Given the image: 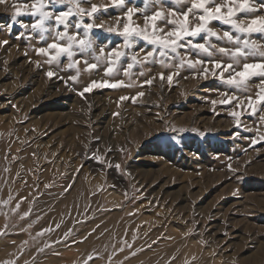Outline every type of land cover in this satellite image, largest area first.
Returning <instances> with one entry per match:
<instances>
[{"label":"rangeland","instance_id":"1","mask_svg":"<svg viewBox=\"0 0 264 264\" xmlns=\"http://www.w3.org/2000/svg\"><path fill=\"white\" fill-rule=\"evenodd\" d=\"M13 2L0 4V41L9 42L0 45V264H264V147L252 146L254 134L264 137V111L259 116L244 111L237 130L231 113L241 109L220 104L239 96L246 106L249 95L255 98L258 89L264 90V82H248L238 91L211 75L203 79L187 67L180 69L175 59L165 68L159 53L155 63L128 67L131 53L143 58L155 51L137 40L126 50L129 57L113 66V78L104 76L101 66L91 77L84 72L75 91L48 79V65L41 70L31 63H43L33 49L44 44L30 27L26 31L18 24L9 30ZM251 3L260 8L252 15L264 16V0ZM93 4L102 7L94 23L105 28L126 10L113 7L111 0L79 7ZM187 6L173 0L147 8L144 0L126 5L139 10L134 19L140 25L144 15L160 7L168 12ZM67 7L49 3L53 12ZM19 19L33 22L30 16ZM212 26L221 36V28H228L219 22ZM94 35L97 43L122 44L121 37L100 29ZM251 38L264 53V37ZM211 43L228 46L215 38ZM181 51L185 59H207L191 49ZM171 72L178 73L173 84L160 79V73ZM59 74L67 78L75 71ZM149 78L150 86L144 83ZM90 79L132 86L79 96ZM78 182L83 202L71 201L70 211L57 219L59 203L68 200ZM107 222L110 230L99 231ZM95 234V241L109 240L101 253L85 247Z\"/></svg>","mask_w":264,"mask_h":264},{"label":"snow or ice","instance_id":"2","mask_svg":"<svg viewBox=\"0 0 264 264\" xmlns=\"http://www.w3.org/2000/svg\"><path fill=\"white\" fill-rule=\"evenodd\" d=\"M50 2L55 5H67V10L53 12L49 10ZM85 2L90 3L91 0H14L12 4L13 12L7 27L11 30L19 24L26 31L30 27L32 33L39 34V40L44 46L34 48L33 51L37 56L44 58L43 63L41 60H33L31 63L41 70L44 64L48 65L44 75L50 80L53 78L61 80L66 87L77 91L76 85L81 83L82 74L87 72L91 77L101 66H104V76L113 78L116 75L113 66L120 64L122 58L129 57V52L126 50L134 48L137 40H142L151 45L155 51H147L143 58H138L135 52L131 53L132 63L128 67L137 63H155L156 54L159 53V63L165 68L172 66L167 63L169 59H175L180 69L187 67L194 71V75L198 74L203 79L211 75L224 85L238 91L242 90L241 86L248 82H264V53L258 50L254 42L256 39L251 38L254 34L264 37V16L252 15L260 8L251 7V0H173L176 5L187 2L189 6L179 11L169 9L168 12L160 7L151 14L144 15L143 25L136 23L134 19L137 14H140L139 10L135 7H126L128 0H111L113 7H124L126 10L123 18L118 17L117 23L108 28H105L103 24L94 23L102 7L93 4L90 9L80 8L79 5ZM156 2L163 4V0H144L145 8ZM7 3L8 0H0V4ZM71 5H75L76 10H73ZM260 7H264V3H261ZM103 10L106 11L107 8L104 7ZM78 14L81 18L77 22L73 18ZM23 16L32 17L33 22L24 23L19 19ZM85 16L89 19L87 23L83 19ZM242 19H248L249 23L241 24ZM215 22L228 26L227 29L221 28L223 36L212 26ZM164 26H167V31ZM96 29L121 37L123 50L121 45L111 47L107 43H97L94 35ZM200 37H203L202 42L197 39ZM212 38L228 46L217 47L215 43H211ZM8 43V40L0 41V45H8ZM189 49L207 59L190 57L185 59L181 55V50ZM217 56L220 58L217 59ZM249 57H253L252 62H247ZM62 58L67 61L64 67H61ZM53 67L59 71L52 70ZM64 70H74L75 74L65 78L59 74ZM159 75L162 81L166 78L169 84H173L174 77L178 73L171 72L166 76L160 73ZM144 83L152 85L153 78L146 79ZM131 86V84L125 85L123 80L90 79L78 90V95L85 97V94L91 93L94 89H119ZM258 92L259 95L255 98L248 96L246 106L238 102L239 96L235 100L228 98L220 101L223 106L241 109L231 113L237 119V130L240 127L239 119L244 115V111L250 112L253 116H259V112L264 111V90L258 89ZM142 95L143 93H137V97ZM137 97H121L120 99L134 101ZM212 103L215 104L217 101L213 100ZM257 104L260 105V109H257ZM252 146L264 147V137H257L254 134ZM100 159L103 160L104 157ZM116 166L119 167V165ZM56 243H64V241H56Z\"/></svg>","mask_w":264,"mask_h":264},{"label":"bare ground","instance_id":"3","mask_svg":"<svg viewBox=\"0 0 264 264\" xmlns=\"http://www.w3.org/2000/svg\"><path fill=\"white\" fill-rule=\"evenodd\" d=\"M117 193H113L112 194V197L113 196H115ZM83 196H84V188H83V185H82V183H80V182H78V185L76 186V188H75V190H74V193H72L70 196H68V200L67 201H65V202H60L59 203V206H60V211H59V213H57V219H59V218H61L62 217V215L65 213V214H67L70 210L68 209V205H69V203H71V201H76L77 202V200L78 199H81V202H83L82 200L84 199L83 198ZM112 201L113 202H116L118 205H119V196L118 197H113L112 198ZM76 210V209H75ZM75 210L73 211V213H72V215L74 216L75 215ZM44 214L45 213H43L42 212V215H43V217H42V221H44L45 219V216H44ZM61 214V215H60ZM59 215V216H58ZM117 217V216H116ZM110 226H111V224H110V222H107L106 224H103L102 226H101V228H100V230L99 231H102V230H110ZM56 230H54V232H55ZM63 231V229L61 228V229H58L57 230V232H55V233H61ZM97 236V234H95V235H93L92 236V238L90 239V241L85 245V247L87 246V247H91V249H95L96 251V253H101L102 251H104L106 248H104L105 247V245L106 246H108V241L109 240H106V241H103V244L102 243H100L99 241H95L94 240V238Z\"/></svg>","mask_w":264,"mask_h":264}]
</instances>
